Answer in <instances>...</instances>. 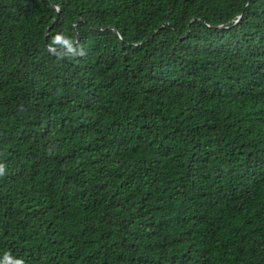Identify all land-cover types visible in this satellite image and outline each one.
<instances>
[{"label":"trees","instance_id":"obj_1","mask_svg":"<svg viewBox=\"0 0 264 264\" xmlns=\"http://www.w3.org/2000/svg\"><path fill=\"white\" fill-rule=\"evenodd\" d=\"M264 264V0H0V264Z\"/></svg>","mask_w":264,"mask_h":264},{"label":"clouds","instance_id":"obj_2","mask_svg":"<svg viewBox=\"0 0 264 264\" xmlns=\"http://www.w3.org/2000/svg\"><path fill=\"white\" fill-rule=\"evenodd\" d=\"M15 264H22V262L19 261V260H17V261L15 262Z\"/></svg>","mask_w":264,"mask_h":264}]
</instances>
